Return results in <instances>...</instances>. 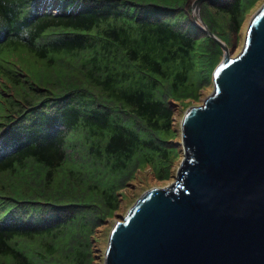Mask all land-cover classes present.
Listing matches in <instances>:
<instances>
[{
	"label": "trees",
	"instance_id": "trees-1",
	"mask_svg": "<svg viewBox=\"0 0 264 264\" xmlns=\"http://www.w3.org/2000/svg\"><path fill=\"white\" fill-rule=\"evenodd\" d=\"M194 1L0 0V264H94L127 182L169 179L174 104L201 103L223 54ZM262 1L201 15L229 45Z\"/></svg>",
	"mask_w": 264,
	"mask_h": 264
},
{
	"label": "water",
	"instance_id": "water-1",
	"mask_svg": "<svg viewBox=\"0 0 264 264\" xmlns=\"http://www.w3.org/2000/svg\"><path fill=\"white\" fill-rule=\"evenodd\" d=\"M196 0L193 10L200 15ZM181 124L176 181L147 190L118 221L104 264H264V4L241 52Z\"/></svg>",
	"mask_w": 264,
	"mask_h": 264
},
{
	"label": "rangeland",
	"instance_id": "rangeland-1",
	"mask_svg": "<svg viewBox=\"0 0 264 264\" xmlns=\"http://www.w3.org/2000/svg\"><path fill=\"white\" fill-rule=\"evenodd\" d=\"M262 2L257 6V9L261 6ZM211 11L213 12V8H211ZM254 12L249 15V10L244 11L241 18L239 19V21L242 22L243 24L241 23L242 25L238 27L237 30L231 31L232 39L229 44V53L231 57L236 56L240 53L244 45L246 30L248 28V25H249V22L252 16L254 15ZM195 15H196L195 12H193L192 16L195 17ZM206 19L207 21H210L207 16H206ZM199 22L201 23L200 20ZM224 55L225 53L223 52L219 61L222 60ZM212 90H213V84L209 83L204 89L201 90L202 96L200 98V101L202 102L206 98V96L210 94ZM174 106H175L174 107L175 115H174V121H173V130L175 131V136L169 141L168 145L171 147H176L177 154L174 155L170 161L169 179L165 181L160 180L157 174L154 171H152L150 167H147L145 170L140 172L137 179L135 178L130 179L127 182V184L123 187V190L126 192L127 198L123 199L120 205L121 206L120 210L116 212V217H113L112 219H110L109 223L102 225L96 231V235H98L101 239L98 243L95 244V253L97 254V259L94 264L104 263L102 256L107 246V239L109 237V236L107 237V234L110 228L113 226V224L116 221L122 220L120 219L121 216H123L127 212V210L133 204V202L146 190L154 186H157V187L167 186L175 181V176L177 175V169L180 166V162L182 161V158L184 157V148L181 143L182 139H181V131H180L179 124L183 118L185 107H183L182 105H178V104H174Z\"/></svg>",
	"mask_w": 264,
	"mask_h": 264
},
{
	"label": "snow or ice",
	"instance_id": "snow-or-ice-1",
	"mask_svg": "<svg viewBox=\"0 0 264 264\" xmlns=\"http://www.w3.org/2000/svg\"><path fill=\"white\" fill-rule=\"evenodd\" d=\"M148 2H153V0H148ZM3 132V129H0V133Z\"/></svg>",
	"mask_w": 264,
	"mask_h": 264
},
{
	"label": "bare ground",
	"instance_id": "bare-ground-1",
	"mask_svg": "<svg viewBox=\"0 0 264 264\" xmlns=\"http://www.w3.org/2000/svg\"><path fill=\"white\" fill-rule=\"evenodd\" d=\"M234 57V56H233Z\"/></svg>",
	"mask_w": 264,
	"mask_h": 264
}]
</instances>
